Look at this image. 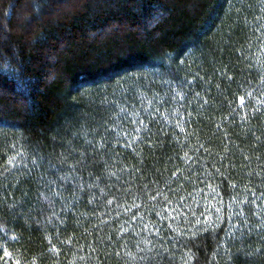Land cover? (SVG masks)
<instances>
[{"label": "trees", "instance_id": "obj_1", "mask_svg": "<svg viewBox=\"0 0 264 264\" xmlns=\"http://www.w3.org/2000/svg\"><path fill=\"white\" fill-rule=\"evenodd\" d=\"M0 264H264V0H0Z\"/></svg>", "mask_w": 264, "mask_h": 264}, {"label": "snow or ice", "instance_id": "obj_2", "mask_svg": "<svg viewBox=\"0 0 264 264\" xmlns=\"http://www.w3.org/2000/svg\"><path fill=\"white\" fill-rule=\"evenodd\" d=\"M241 99V102H243V97L240 98ZM4 255L7 256L9 255L7 251L4 252Z\"/></svg>", "mask_w": 264, "mask_h": 264}]
</instances>
